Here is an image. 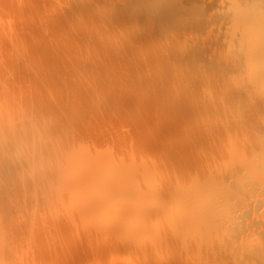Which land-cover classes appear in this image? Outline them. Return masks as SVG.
<instances>
[{
    "label": "bare ground",
    "instance_id": "1",
    "mask_svg": "<svg viewBox=\"0 0 264 264\" xmlns=\"http://www.w3.org/2000/svg\"><path fill=\"white\" fill-rule=\"evenodd\" d=\"M0 264H264V0H0Z\"/></svg>",
    "mask_w": 264,
    "mask_h": 264
},
{
    "label": "rangeland",
    "instance_id": "2",
    "mask_svg": "<svg viewBox=\"0 0 264 264\" xmlns=\"http://www.w3.org/2000/svg\"><path fill=\"white\" fill-rule=\"evenodd\" d=\"M60 255L58 256L59 258H58V260L61 258L60 256H61V253H60V251L58 252ZM65 253V252H64Z\"/></svg>",
    "mask_w": 264,
    "mask_h": 264
}]
</instances>
